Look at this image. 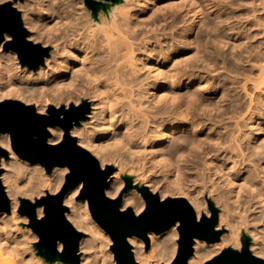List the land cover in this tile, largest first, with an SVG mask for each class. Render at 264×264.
Wrapping results in <instances>:
<instances>
[{
  "label": "bare ground",
  "instance_id": "obj_1",
  "mask_svg": "<svg viewBox=\"0 0 264 264\" xmlns=\"http://www.w3.org/2000/svg\"><path fill=\"white\" fill-rule=\"evenodd\" d=\"M108 1L97 12L83 0L18 2L27 39L51 50L32 70L1 43L0 101L36 102L40 113L49 101L88 102L89 121L70 134L101 167L116 165L107 197H120L127 174L139 177L135 183L143 179L152 193L164 181L160 198L188 197L198 219L210 215L212 197L221 210L219 225L229 230L221 244L239 247L246 235L264 256V0ZM48 130L49 143L61 141L60 127ZM0 146L9 153L1 159V179L10 200V210L0 211V264H51L33 248L38 236L21 226L29 219L18 210L23 198L58 193L68 168L47 174L39 163L18 159L8 133L0 134ZM190 170L202 199L185 186ZM157 172L161 181L149 175ZM81 188H71L63 202L66 219L84 234L82 264H115L87 200L77 199ZM121 199L122 211L132 206L139 214L145 207L136 188ZM37 215L43 216V206ZM177 225L163 236L150 232V252L130 236L137 264H152L153 257L170 263ZM193 248L187 264H203L217 249L198 239Z\"/></svg>",
  "mask_w": 264,
  "mask_h": 264
},
{
  "label": "water",
  "instance_id": "obj_2",
  "mask_svg": "<svg viewBox=\"0 0 264 264\" xmlns=\"http://www.w3.org/2000/svg\"><path fill=\"white\" fill-rule=\"evenodd\" d=\"M5 35L12 40L6 43L5 49L17 53L22 66L35 70L43 65L49 53L47 47L27 39L21 14L12 6V2L0 4V44ZM89 112L87 105H71L68 108L49 107L47 113H39L33 105H26L17 100L0 101V134L8 133L11 148L16 155L28 162L41 164L47 173L55 167H66L68 173L62 189L56 194H48L34 202L21 199L19 213L29 219V227L37 234L36 246L47 259H60L64 262L78 264L79 242L82 233L77 231L66 219L67 207L63 204L64 195L73 187L82 184L80 198L87 199L93 219L108 233L112 240V251L117 264H136L130 236L141 238L149 245L148 234H161L178 224V250L170 264H187L193 255L196 239L207 243L218 242L221 232L216 230L219 211L209 201L210 215L201 219L185 198L161 199L147 187L133 185L132 179L125 177L127 191L136 188L145 200V209L139 213L129 208L120 209L122 199H111L106 196L105 188L113 172L111 166L102 168L99 161L86 149L77 144V139L70 130ZM50 126H59L64 134L60 142H48ZM8 151L0 146L1 159L7 158ZM0 168V211L10 210V200L1 180ZM43 206V216H37V208ZM62 249L58 250V245ZM251 239L244 236L240 250L226 248L213 259L204 264H264V259L254 255L251 250Z\"/></svg>",
  "mask_w": 264,
  "mask_h": 264
},
{
  "label": "rangeland",
  "instance_id": "obj_3",
  "mask_svg": "<svg viewBox=\"0 0 264 264\" xmlns=\"http://www.w3.org/2000/svg\"><path fill=\"white\" fill-rule=\"evenodd\" d=\"M25 0H5V1H3V2H1L0 4H4V3H7V2H12V6L13 7H15L16 8V10L17 11H19L20 12V14L22 15V12H21V10L19 9V7H18V5H17V3L18 2H24ZM84 2H85V4L90 8V9H92L93 10V12H97L98 10H100L101 9V7L103 6V4L104 3H108L109 1L108 0H83ZM21 18H22V16H21ZM23 22V21H22ZM25 27V26H24ZM26 29V28H25ZM27 30V29H26ZM27 35H28V30H27ZM5 38H6V35H5V37H4V40H3V42H2V44H4L3 45V49H5V45H6V43H8L9 41H6L5 40ZM12 40V38L10 39V41ZM37 44H40V45H42L41 43H37ZM43 46V45H42ZM43 47H47L48 49H49V52H50V50H51V48L50 47H48V46H43ZM6 51H8V50H10V51H13V50H11V49H5ZM13 52H15V51H13ZM17 54V53H16ZM48 55H49V53H48ZM47 55V56H48ZM18 57V56H17ZM18 61H19V58H18ZM19 63H20V61H19ZM21 64V63H20ZM26 68H28L27 66H25ZM29 69V68H28ZM7 99H11V100H17V99H15V98H5V99H3V100H7ZM3 100H1V101H3ZM17 101H20V102H22V103H24V104H26V105H33L34 107H35V109H36V111L38 112V109H37V107L40 105L39 103H36V102H30V103H25V102H23V101H21V100H17ZM70 105H87L88 107H89V112L86 114V117H85V119L84 120H81L80 121V123L77 125V126H80V125H85L88 121H89V117H90V115H91V113H92V110H91V108H90V104L88 103V102H83V101H81V102H79V103H74V102H71V103H69V104H62L61 106H56L55 104H53L52 102H48V106L47 107H45V109H44V113H47V111H48V109H49V107H51V106H54V107H57V108H61V107H64V108H68ZM40 113V112H39ZM59 127V126H58ZM61 128V127H60ZM62 129V128H61ZM63 130V129H62ZM51 134V133H50ZM63 134H64V131H63ZM72 136H74L76 139H77V143H78V137H76L75 135H72ZM51 137V136H50ZM63 138V137H62ZM62 140V139H61ZM15 153V152H14ZM16 154V153H15ZM17 156V155H16ZM4 158V157H3ZM17 158L18 159H20V160H23V159H21V158H19L18 156H17ZM96 158V157H95ZM5 159H9V155H8V157L7 158H5ZM97 159V158H96ZM98 160V159H97ZM23 161H25V160H23ZM99 161V160H98ZM28 162V161H27ZM30 163H32V162H30ZM41 165V164H40ZM107 166H111L112 168H113V172L111 173V175L109 176V178H108V181H109V185L114 181V178L113 179H111V176L113 175V173L115 172V170L117 169L116 168V165L115 164H113V163H110V164H107V165H105L104 167H102V168H106ZM43 167V166H42ZM0 168L2 169V174L5 172V169L3 168V167H1V165H0ZM44 168V167H43ZM44 171L46 172V170H45V168H44ZM156 171H158V170H156ZM52 172V171H51ZM47 173V172H46ZM151 173V172H150ZM158 173V172H157ZM156 173V174H157ZM189 173H190V176L188 175L187 176V174H188V172H187V174H186V178H189L190 179V181H187V180H189V179H185L184 180V183L186 184L185 186H189V188L191 189V192H192V196H198L199 194H200V192L198 191V190H200L198 187H201L200 185V182H196V180L193 178V175H194V173H195V170L194 171H192L191 172V170L189 171ZM193 173V174H192ZM2 174H1V176H2ZM47 174H51V173H47ZM149 175H151L154 179L153 180H157L156 178H158V180L160 179V181L162 180V174H157V175H155L154 174V176H153V174H149ZM126 177H129V178H131L132 179V183L133 184H137V186H139V187H143L144 186V182L143 181H141V180H143V179H138V183H135L134 182V179L136 180L137 178H139V177H137V175H133V174H127L126 175ZM135 177V178H134ZM137 177V178H136ZM191 179H194V181L192 180L191 181ZM2 180V179H1ZM111 180V181H110ZM157 180V181H158ZM198 181V180H197ZM189 182V183H188ZM196 182V183H195ZM3 183V182H2ZM162 184H164V181L162 182H160L159 184H157V186L159 185V187H158V189L155 191V192H153V193H156V194H158L159 195V197H160V189H161V187L163 186ZM4 185V184H3ZM188 186L186 187V188H188ZM191 186V187H190ZM5 187V186H4ZM164 187H165V184H164ZM164 187H162V188H164ZM82 188H83V186H82ZM82 188H81V190H80V193H79V197L77 198V199H80V200H87V199H81L80 198V195H81V191H82ZM124 188H125V184H124V186H123V189H122V191H121V193H120V197L121 198H123L124 196H126V195H128V192L130 191V190H133L134 189V187L133 188H131V189H129V190H127V191H124ZM188 188V191L190 190ZM149 189V188H148ZM194 189H196V191L194 190ZM48 192V191H47ZM190 192V193H191ZM198 193V195H196L197 193ZM48 194H53V193H49L48 192ZM141 194V193H140ZM201 195V194H200ZM200 195L198 196V198L200 197ZM44 196H46V195H44ZM107 196V195H106ZM142 196V195H141ZM43 197V196H42ZM169 197H171V198H185L186 196H174V195H168L166 198H169ZM201 197L203 198V196L201 195ZM200 197V198H201ZM118 198V197H117ZM142 198H143V196H142ZM165 198V199H166ZM199 198V199H200ZM201 198V199H202ZM187 201H188V197H186L185 198ZM143 200H144V198H143ZM145 201V200H144ZM209 201H211V203H213V205L215 204V199L213 200V198L212 197H210V198H208L207 199V208L209 209ZM32 202H34V201H32ZM87 202H88V200H87ZM189 202V201H188ZM63 204H64V202H63ZM121 204H122V202H121ZM191 204V203H190ZM65 205V204H64ZM216 205V204H215ZM214 205V206H215ZM66 207H67V205H65ZM192 207H193V205H191ZM121 207V206H120ZM217 209H218V211H219V217H218V224L216 225V227H215V229L216 230H219L222 234H221V236H220V239H219V241L218 242H214V243H209V244H211V245H215L216 246V250H215V252L213 253V255H211V257H209L208 259H206L205 260V262H207V261H209V260H211V259H213L214 257H216L218 254H220L224 249H226V248H233V249H235V250H240L241 249V247H242V245L241 246H239V247H231V246H227V245H222L221 244V242H222V239L226 236V234L229 232V230L227 229V228H225V227H222V226H220L219 224H220V214H221V210H220V208H219V206H215ZM129 208H131L133 211H134V208L132 207V206H130ZM128 208V209H129ZM88 209H89V203H88ZM144 209H145V207H144ZM143 209V210H144ZM193 209L195 210V208L193 207ZM69 211V207H67V211L66 212H68ZM210 211V210H209ZM135 212V211H134ZM196 212V211H195ZM89 213H90V215H91V212H90V210H89ZM136 214V213H135ZM38 216V215H37ZM91 217H92V215H91ZM254 218H256V219H259L260 217H261V214L260 213H255V215L253 216ZM252 217V218H253ZM71 223V222H70ZM29 225V221L28 222H24V221H22L21 222V226H23L24 228L25 227H29L28 226ZM73 226V225H72ZM74 227V226H73ZM75 228V227H74ZM177 228H178V225H177ZM77 231H79V232H81L82 234H83V231L82 230H79V229H77V228H75ZM104 230V229H103ZM168 231V230H167ZM166 232V231H165ZM165 232H163V233H161V234H157L158 236H160V235H162V234H164ZM103 233H105L107 236H103V235H105V234H103ZM102 233V241H104L103 243H104V246H106L105 248H104V251L105 252H107L108 254H111L112 255V260H115V264H117V261H116V259H115V255H114V252L112 251V245H113V243H112V240H111V238H110V236L108 235V233L104 230V232ZM37 235V234H36ZM83 236H84V234L82 235V238H83ZM163 236V235H162ZM108 240H105V238ZM108 237V238H107ZM249 237V236H248ZM81 238V239H82ZM100 238H101V235H100ZM178 239H179V232H178ZM178 239H177V243H178ZM251 239V238H250ZM244 240V236H241V242ZM39 241V237H38V239L36 240V241H34L33 242V244H32V246H33V248H35L36 250H37V252H38V254H40L41 256H43L44 258H46L47 259V257L44 255V253L43 252H40V250L37 248V246H36V244H37V242ZM81 241V240H80ZM80 243V242H79ZM108 243V244H107ZM207 243V242H206ZM144 244H145V242H144ZM252 242H251V246H250V250H251V252L254 254V255H256V256H258V257H261V258H263L264 259V256L263 255H257L256 254V252H255V248H253L252 247ZM151 246H152V242H151V240H150V238H149V245L148 246H146V244H145V251L146 252H150V250H151ZM177 246H178V244H177ZM58 248H59V245H58ZM132 248V247H131ZM62 249V248H61ZM194 249V248H193ZM59 250V249H58ZM79 251V250H78ZM79 253V260H78V264H82V259H83V256H84V254L83 253H80V252H78ZM177 254V253H176ZM176 256V255H175ZM48 261H49V263H51V264H54V262L56 261V262H63L64 264H75V263H71V262H64L63 260H60V259H47ZM108 260H110V259H108L107 258V261ZM173 260H174V258H173ZM172 260V261H173ZM136 261V260H135ZM151 261L153 262L152 264H170V263H168V262H157V258H155V257H153V258H151ZM204 262V263H205ZM203 263V264H204ZM136 264H137V262H136Z\"/></svg>",
  "mask_w": 264,
  "mask_h": 264
}]
</instances>
